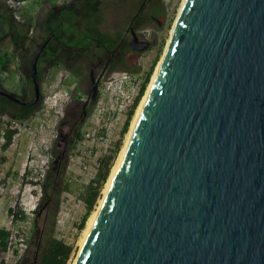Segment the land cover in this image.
<instances>
[{"label":"water","instance_id":"1","mask_svg":"<svg viewBox=\"0 0 264 264\" xmlns=\"http://www.w3.org/2000/svg\"><path fill=\"white\" fill-rule=\"evenodd\" d=\"M50 38L32 98L0 95L37 103ZM74 264H264V0L183 1Z\"/></svg>","mask_w":264,"mask_h":264},{"label":"rangeland","instance_id":"2","mask_svg":"<svg viewBox=\"0 0 264 264\" xmlns=\"http://www.w3.org/2000/svg\"><path fill=\"white\" fill-rule=\"evenodd\" d=\"M62 1L57 3L67 5L71 0ZM181 2L182 0H75L70 5L73 7L74 4H79L73 10L77 27L85 25L87 10H97V39L107 41L99 43L101 51L97 50V60L104 57V44L107 45L109 55L110 50L119 42L123 46L131 40L130 32H125L130 23L138 39L147 41L149 45L141 50L132 48L122 61H119L118 53L115 55L101 78L97 98L88 117L77 128L83 133L82 140L69 146L64 169L56 174L55 187L47 186L46 192H43V181L52 167V149L55 147L64 107L70 99V93H81L80 89L70 92L73 84H80L82 87L88 85V69H80L77 77H73L61 65L45 73L40 72L37 82L42 91V99L32 116L16 120L17 132L4 150L3 132L8 129V125L4 124L6 117H0V227L11 234L6 249H0V264H36L40 250L50 237L59 238L72 246L68 264H73L87 222L86 220L82 229L78 228L85 211L81 197L85 185L98 168V158L112 153L130 104L145 74L150 70L145 90L147 89L164 52ZM0 4V7L9 9L13 14L14 26L17 24L18 30L23 33L17 52L20 55L26 53L27 59L32 58L40 42L50 32L45 21L51 17L53 28L60 25L59 11L66 8H55L47 0H26L14 10L4 0H0ZM70 29L72 28L68 31L72 33ZM73 33L75 37L81 36L74 30ZM55 42L56 45L52 44L54 50L62 46L56 39ZM45 59L46 55H43L38 63L39 67H42ZM106 60L104 58V63ZM100 69H97V74ZM26 79V73L18 67L17 60H13L9 71L3 73L2 83L10 91L20 93L21 84ZM64 91L67 92L66 95ZM32 93L29 85L26 98H30ZM133 118L134 116L131 120ZM130 125L123 135L120 149L125 144ZM116 159L117 156L112 166ZM102 196L103 188L91 213ZM39 207L44 209L43 212H48L46 217L44 213H34V209L38 210ZM19 212L24 213V219L19 218Z\"/></svg>","mask_w":264,"mask_h":264},{"label":"flooded vegetation","instance_id":"3","mask_svg":"<svg viewBox=\"0 0 264 264\" xmlns=\"http://www.w3.org/2000/svg\"><path fill=\"white\" fill-rule=\"evenodd\" d=\"M73 1V0H71ZM68 2L67 5H65L66 8L64 12V16L61 15V21L60 25H57L54 27L55 29L59 27V31L57 33L54 32H49L46 37L41 41L43 42L47 37L51 35V38L49 39L48 43L44 47V52L46 57L53 53V52H58L60 50H64V54L70 58L72 61L73 60H80L82 65H85L88 69V85L82 87L80 84H73V87H71L70 92H74L76 89H80L81 93L79 92V95H76L75 93H70V99L68 102H66V105L64 107L63 113H62V118L60 121V127L58 128V136H60V140H56L55 147L52 149V167L49 169V173L45 177L43 183L47 185L50 180L52 179V186L51 188H54V183L57 181V173L60 171H63L64 166H65V161H66V155L69 146L73 143L75 134L77 132V128L82 125L85 121V119L88 117L92 106L95 102L91 101V94H92V89L93 85H97V89L99 86V83L101 81V78L105 74L107 68L109 67L110 63L114 60L115 55L119 56V61L124 60L127 53H123L126 48L131 47L130 41L127 42L125 45L121 46V43L119 44L111 51L110 54L108 55V48L106 44H104V57L100 58L97 60V50L101 51L100 48V41L97 39V10H87L85 12V25H81L77 27L75 24V20L73 19V10L72 11H66V9L70 8V5L72 2ZM90 1V0H88ZM92 1V0H91ZM94 1V0H93ZM64 2V1H63ZM69 6V7H68ZM87 14V15H86ZM60 19V18H59ZM92 22H91V21ZM64 23V26L62 25ZM95 23V24H92ZM60 27L62 36L59 38V33H60ZM69 28H72L75 32H79L81 36L75 37L73 30L72 33L68 31ZM131 23L126 27L125 32H130L131 35ZM133 30V29H132ZM73 34V35H72ZM132 37V36H131ZM58 41L59 43L62 44V46L58 49L54 50L53 45H56L57 43L55 42ZM40 42V43H41ZM39 46V45H38ZM121 46V47H120ZM52 47V48H51ZM47 49V50H46ZM132 49V47H131ZM50 50V52H49ZM49 52V53H48ZM40 54V56H41ZM39 56V58H40ZM104 58H107L106 62L104 63ZM122 58V60H121ZM14 60H17V65L18 67L21 64V57L20 54L16 55ZM39 60V59H38ZM40 61H38L39 63ZM37 63V66L39 68V65ZM62 66V65H61ZM63 67V66H62ZM101 68L99 73L97 74V69ZM73 77H77V73H74L73 71L67 70ZM28 80L26 79V82L23 81L22 90L20 93H15L13 91H10L6 87L3 86L2 80H3V73H0V90L7 91L17 98H19L21 101H29L34 93L33 89V81L28 73ZM40 75V72L38 71V76ZM37 76V78H38ZM29 83V84H28ZM32 87L33 93L30 98H26L25 93L28 90V86ZM79 90V91H80ZM42 91L40 90V97L37 101L36 104L31 105V106H25L22 103L14 102L12 100H9L15 104V106H8L7 108H4L3 110L0 111V117H6L5 125H8V131L15 130L17 132V125H16V120H21L20 116V108L21 107H26L29 108V112L27 114V117L32 116L33 111L36 109V107L39 105V102L42 99ZM98 94V92H97ZM0 97H4L0 95ZM5 98V97H4ZM97 98V97H96ZM6 99V98H5ZM5 103H1L0 100V105H4ZM26 117V119H27ZM15 132V133H16ZM6 131L3 132V138L5 137ZM63 142V145L61 142ZM62 145V146H61ZM54 170V171H53ZM44 209L39 207L38 208V215H41L42 213L45 214V217L47 216L48 212L45 211L43 212Z\"/></svg>","mask_w":264,"mask_h":264},{"label":"trees","instance_id":"4","mask_svg":"<svg viewBox=\"0 0 264 264\" xmlns=\"http://www.w3.org/2000/svg\"><path fill=\"white\" fill-rule=\"evenodd\" d=\"M5 1V0H4ZM48 2H50V4L52 6H55V8H61L63 6H65L66 4L62 3V4H58L57 2L59 0H47ZM65 1V0H63ZM62 1V2H63ZM75 0L71 1V5L73 4ZM59 5V6H58ZM1 6V4H0ZM79 4H74L73 7H70L69 9H66V11H72L75 8H78ZM9 9L7 8H3L0 7V73H5L7 71H9L10 69V65L12 64V61L14 60V58L16 57V55H18L17 52V46H21V43L19 40L22 39V35L23 33L21 31L18 30V25L15 24L14 26V22H13V17L11 15V13L8 11ZM64 12L65 9H61L59 11V13L61 15L64 16ZM60 15V17H61ZM153 19V17H151ZM51 17H49L46 21H45V25L48 27V29H50V32H54L57 33V31H59V27L58 28H53L52 24L53 22L50 21ZM59 19V18H58ZM31 23V20H29V24ZM51 26V27H50ZM61 29L62 27H60V33H59V38L62 36L61 33ZM3 40V42H2ZM101 43L107 42V41H100ZM42 43V42H41ZM131 47H128V49L126 48V50L123 51V53H127L128 51H131ZM44 52V50H43ZM26 53H21L20 57H21V64L19 66L20 69H22L23 73H26V77L28 80V73L30 72V62H31V58L27 59L26 57ZM43 55H45V53H42L39 60L41 61V57H43ZM26 57V58H25ZM122 60V58H121ZM62 65L66 70H70L73 71L74 73H79L80 69H87V67H85V65L81 64L80 60H71L70 58H68L65 54H64V50H60L58 52H53L51 54H49L46 59L44 60V64L42 65V67L38 68L39 72L45 73L47 72L49 69L55 67V66H59ZM152 68V67H151ZM149 78H150V70L145 74L139 88L138 91L135 95V97L132 100V103L130 104V107L127 111L125 120L123 122V127L121 129V134L119 139L115 142L113 150H111L112 153H110L109 155H103L100 156L98 158V168L94 174V176L88 181V183L85 185L84 191L81 195L82 200L85 204V211L80 219L78 228L82 229L85 225L86 220L88 219V216H90L89 214L91 213V211L93 210V207L95 206L97 200L99 199V197L101 196V190L104 185V183L106 182L107 178L109 177L108 175H110V172L112 169V163L115 159L116 156H118L117 154H119L118 152H120L119 150H121V143H122V138L124 133L128 130V127L130 125V121H132V116H134L133 114H135L134 111H136L135 109H137L138 107V103H140L139 101H141L143 95H144V91L148 82H149ZM1 103H5L4 105H0V111L3 110L4 108H7L8 106H15V104L7 99H5L4 97H0ZM20 118L21 119H25L27 117V114L29 112V108L26 107H21L20 108ZM15 130L12 131H8V129H6V134L4 137V143L2 145V149H6L12 140V136L15 134ZM83 138V133L79 130H77L75 137H74V141L72 144H76L77 142L81 141ZM114 165V164H113ZM47 186H49L51 188L52 186V179L50 180V182L45 185L43 183V192H46ZM11 212V210H9ZM38 210L34 209V213H37ZM19 218L24 219L25 215L23 212H19ZM17 215V214H16ZM16 215H12L16 216ZM17 218V216H16ZM10 231H8L7 229L0 227V249L5 250L7 243L9 241V236H10ZM72 253V246L69 244H66L64 241H62L59 238L56 237H50L48 239V241L45 243L44 247L40 250L39 254H38V261L36 262V264H68V261L70 259Z\"/></svg>","mask_w":264,"mask_h":264},{"label":"bare ground","instance_id":"5","mask_svg":"<svg viewBox=\"0 0 264 264\" xmlns=\"http://www.w3.org/2000/svg\"><path fill=\"white\" fill-rule=\"evenodd\" d=\"M183 1H184V0H182V2H181V5H180V7H179V11H178V13L180 12V9H181V6H182V4H183ZM177 16H178V14H177ZM176 18H177V17H176ZM173 24H174V23H173ZM172 28H173V26L171 27L170 35H171ZM169 39H170V36H169V38H168V40H167V42H166V46H167V44H168V42H169ZM166 46H165V49H166ZM165 49H164V52H165ZM164 52H163L161 58L159 59V61H158V63H157V66H156L155 71H154V73H153V75H152L151 81H150V83H149V85H148V87H147V89H146V92H145L144 96L142 97V99H141V101H140V103H139V105H138V107H137L136 113H135V115H134V118H133V120H132V122H131V125H130V128H129V131H128L127 135H126L125 144L123 145V147H122L120 153L118 154L117 159H116V161H115V163H114V165H113V167H112V169H111L110 175H109V177H108V179H107V181H106V183H105V186H104V188H103V196H102V198H100L99 204L97 205L96 209L91 213V215H90V216L88 217V219H87L86 226H85V228H84V230H83V234H82V237H81L80 242H79V246H80V248H81V246L83 245V242H84V240H85V238H86V236H87V234H88V231H89V228H90V226H91V224H92V221H93V219H94V217H95V215H96V213H97V211H98V209H99V207H100V205H101V203H102V200H103V198H104V196H105V193H106V191H107V188H108V186H109V184H110V182H111V180H112V178H113V176H114V174H115V171H116V169H117V167H118V164H119V162H120V160H121V157H122V155H123V153H124V150H125V148H126V145H127V143H128V140H129V138H130V135H131V132H132L133 126H134V124H135V121H136V118H137V115H138V112H139V109H140V107H141V105H142V103H143L145 97L147 96V94H148V92H149V89H150V86H151L152 80H153V78H154V75H155L156 69H157V67L159 66V64L161 63L162 59H163ZM80 248H79V250H80ZM78 252H79V251H78ZM77 254H78V253H77ZM75 259H76V258H75ZM74 261H75V260H74ZM73 264H74V262H73Z\"/></svg>","mask_w":264,"mask_h":264},{"label":"built area","instance_id":"6","mask_svg":"<svg viewBox=\"0 0 264 264\" xmlns=\"http://www.w3.org/2000/svg\"><path fill=\"white\" fill-rule=\"evenodd\" d=\"M26 0H5L6 4H8L13 10L17 8L21 3H24ZM64 94L66 95L67 92L64 91ZM55 103L57 104L58 102L55 100ZM52 105H50V108ZM21 239V238H20ZM22 240V239H21Z\"/></svg>","mask_w":264,"mask_h":264}]
</instances>
